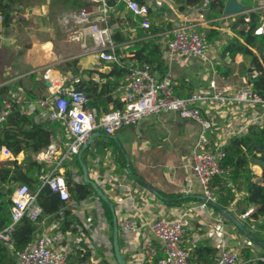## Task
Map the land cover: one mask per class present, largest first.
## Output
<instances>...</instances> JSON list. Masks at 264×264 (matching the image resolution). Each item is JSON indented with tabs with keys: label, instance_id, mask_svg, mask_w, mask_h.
<instances>
[{
	"label": "crops",
	"instance_id": "1",
	"mask_svg": "<svg viewBox=\"0 0 264 264\" xmlns=\"http://www.w3.org/2000/svg\"><path fill=\"white\" fill-rule=\"evenodd\" d=\"M51 1L33 0L30 2L32 8L29 7L31 12L21 15L26 20V27L29 29L27 35L30 39L26 42L29 45L28 48H25L23 37H21V31L26 29L22 27L23 23L18 21L21 17L15 15L11 28L5 29L4 32L0 30V54L4 55V60H6L0 59V63H8L3 66L5 72L2 74V79L6 80L4 83H8L16 90L17 88L22 89L19 86V82H22L27 88L31 87L34 92H38L36 87H39V82H42L45 90L38 97L46 96L49 84L47 85L48 82L46 83L43 75L49 71L51 79L74 77L80 80L82 87L86 82L93 83L97 92H105L106 97L110 96L112 100H119L123 95V78L115 80L114 77L108 76L113 66L112 63L102 61L94 54L84 55L78 43L67 41L58 23V16L73 8L58 6L52 9ZM213 1L218 0H202L197 6L187 7L180 12L178 11L179 6L172 0H165L162 6H156L154 0H144L150 8L148 14L150 29L143 30L140 28L141 18L134 17L126 9L125 4L115 0L114 4H110L115 10L110 15V24L114 27V31L129 36L125 42L116 41L121 45L119 53L124 58V62L129 64L139 61L132 59L130 49L134 44L137 42L152 43L158 48L163 68L169 69L172 73L175 83L174 90L178 97H186L198 90L213 93L214 91L209 88L211 81L216 82L219 91L225 86L229 87V90H234L244 85V81L249 80L250 74L256 71L255 67L242 55L231 57L223 54V47L236 37L232 28L237 17L250 9L256 0H247L250 5L247 9L242 0H236L243 6V11L230 16L223 14L219 18L208 15L210 3ZM221 1H224L226 5L225 3L229 0ZM120 4H123L124 10H117ZM185 24L205 37L209 32L213 33L209 39L206 37V59H187L169 63L161 56V45L157 43L159 40L148 36L158 34V32L162 33V31H171ZM0 28H3L1 21ZM243 28L240 25L236 27V30ZM132 40H135L132 45H125L128 42L131 43ZM254 53L259 57L256 51ZM244 63H246L245 66ZM27 67L30 69L27 70ZM153 72L159 77L163 76L160 74L161 71ZM24 104H26V99L20 107ZM108 107L109 111L114 109L111 104ZM92 109L98 116L104 113H99L96 108L92 107ZM256 112L262 113L263 109L246 107L242 114H236L235 106L231 104L221 108L217 104H203L201 114L213 124L209 133L210 146L221 144L224 148L232 138L245 134L248 129L247 124L252 125L249 122ZM34 117L38 121V114ZM50 128L55 130L52 142L69 141L64 127L59 122L51 124ZM199 130L198 123L180 119L174 113L151 115L144 117L136 125L122 127L111 135L99 132L92 144L83 152L82 156H85L84 164L88 168L89 178L97 183L113 203L118 224V242L125 264H139L143 260L139 255L148 244L156 249L158 255L162 256L160 242L149 232L150 224L158 218L174 219L185 211H192V207L201 202L202 189L196 183L193 174L194 145ZM60 150L59 145L56 157ZM36 155L33 157L34 161ZM75 159L77 157L65 161L60 167V174L64 178L67 168L73 182L83 183L81 168L77 169L74 165ZM23 160V153H20L15 160L0 157V165L7 161H17L20 164ZM52 166V163L41 165L45 169H51ZM250 169L254 173L253 181L263 185L261 168L250 164ZM143 185L150 186L154 192L149 191ZM213 188L216 193L217 188ZM233 193L235 199L227 210L237 215L240 212L239 207L242 206L241 200L245 192ZM97 207L101 210V214L95 213ZM234 208L237 209V213ZM213 212L214 216L218 213L215 209ZM100 220L107 222L110 230L109 238L104 239L99 232L100 229L96 227L95 224ZM123 220H133L139 233L123 235L120 227ZM214 224L212 217L200 215V213L190 219L182 243L190 254L188 263L196 247L208 245L216 250L212 263L216 264L219 250L215 243L207 237V232ZM35 225L34 238L37 235L46 234L54 250L66 253V262L110 264V257L114 259L111 222L106 220L98 197L83 201L70 198L68 202H64L57 213L42 214ZM225 229L226 243L239 254L240 249L246 246L244 236L230 223L225 222ZM259 238L264 240L261 234ZM251 247L256 253L264 252L257 246ZM84 257L86 260L81 261ZM114 262L116 264L115 259ZM145 263H150L148 258L143 260L142 264Z\"/></svg>",
	"mask_w": 264,
	"mask_h": 264
},
{
	"label": "built area",
	"instance_id": "2",
	"mask_svg": "<svg viewBox=\"0 0 264 264\" xmlns=\"http://www.w3.org/2000/svg\"><path fill=\"white\" fill-rule=\"evenodd\" d=\"M119 1L125 4L126 9L134 17L141 18V29H150L148 20L150 8L144 0ZM164 1L154 0V3L156 6H162ZM84 3L85 7L62 12L58 16V23L67 41L78 43L84 55H97L102 61L126 70L122 81L123 95L119 99L121 107L98 116L89 106L90 97L84 91L78 90L79 79L62 77L54 80L48 75L49 71H46L43 78L49 84L48 94L34 102L26 100L21 110L25 115H31L38 109L39 120L50 123L59 122L64 127L69 141L62 143L51 141L46 149L37 153L36 162L41 165L50 163L53 165L51 169L41 168L39 176L41 187L48 186L58 195L60 201L68 202L70 194L60 174V167L65 161L76 158L81 147L98 130L105 135H111L122 127L136 125L144 117L162 113H174L180 119L195 121L200 130L194 145L193 174L196 183L202 189L205 201L192 207V211H185L174 219L158 218L150 224L149 232L161 244L162 256L157 264H188L190 254L182 244L183 237L190 219L197 213L212 217L215 223L207 232V237L219 250L216 264H240L239 254L226 243L225 222L227 220L219 212L214 216V208L208 204V202L217 203L212 182L215 178L226 177L229 169L222 167V161L225 158L223 145L210 146L209 133L213 124L202 116L201 106L210 103L217 104L221 108L231 104L235 106L236 114H242L246 107H261L263 112L254 113L249 123L252 125L262 123L264 101L252 91L251 83L257 76V72L253 71L250 79L234 90H229V87L225 86L219 91L216 82L211 81L209 88L214 91L213 93L198 90L186 97H178L175 94V83L169 69L159 77L145 62L133 61L129 64L124 62V58L119 53L121 45L113 38L114 27L110 24V15L115 10L109 0H84ZM245 13H255L259 16L262 21L254 30V34L264 35V0H256ZM0 21H2L1 14ZM245 21L248 22L249 19L246 18ZM148 37L159 40L157 43L161 45V56L169 63L187 59H206V37L194 31L188 24ZM134 42L135 40H132L125 45H132ZM9 95V98L1 100L0 123L5 121L13 105L21 106L25 101V93L21 88L10 91ZM247 126L249 127L248 124ZM59 145L61 150L56 157ZM0 157L17 159V156H14L6 146L0 147ZM36 197L37 193L31 192L26 185L18 183L15 186L10 195L11 223L0 230V244L11 252L14 264H77L66 262V253L54 250L46 234L37 235L22 250L15 251L12 234L16 225L22 219L36 224L43 214ZM234 211L238 212L236 208ZM255 212V207H249L235 216L243 225L246 224L249 227L251 233H260L264 238V231H259L256 221L251 219ZM120 227L125 236L139 233L133 220H123ZM247 243H245L246 246H255L249 240ZM157 253L156 249L148 244L139 256L143 260L148 258V262H151L157 257ZM143 260L139 264H142ZM258 260L264 261V257Z\"/></svg>",
	"mask_w": 264,
	"mask_h": 264
},
{
	"label": "trees",
	"instance_id": "3",
	"mask_svg": "<svg viewBox=\"0 0 264 264\" xmlns=\"http://www.w3.org/2000/svg\"><path fill=\"white\" fill-rule=\"evenodd\" d=\"M31 1L33 0H0L1 26L6 30L11 28L16 13H20L21 7L25 8ZM172 1L179 6L178 11L183 12L187 7L192 8L197 6L202 0ZM109 2L110 4H114L115 0H109ZM242 3L246 9L250 7L247 0H242ZM58 6L70 7L75 10L85 7L86 4L84 0L51 1L52 9ZM209 7V17L219 18L223 15L224 1H213ZM117 10H124L123 4H120ZM246 18L249 19L248 22L245 21ZM261 21L255 13L240 14L232 28L236 37L232 38L223 47V54L231 57L239 54L246 57V60H249L257 72V76L251 82L252 91L264 101V35L254 34V30L260 26ZM240 25L244 28L236 30V27ZM151 30L154 31L152 27ZM21 34L23 35L24 31H21ZM212 35V32L206 34L207 39ZM128 37V35L122 34L119 31H114L113 34V38L117 42H125L128 40ZM28 46L26 44L25 48H28ZM130 51L133 60L136 59L147 63L152 71H161L160 74L163 75L167 72L162 66L158 48L152 43L143 44L137 42ZM254 51L259 54V57L256 56ZM0 59L4 60L1 54ZM112 65L108 76L114 77L115 80L122 79L126 70L115 64ZM245 65L246 63H244ZM4 72L3 70L0 71V110L1 100L9 98V92L14 90L11 85L4 83L6 81L2 79ZM19 86L22 87L25 99L29 102L37 100L39 98L38 95L45 90L42 82H39V87L35 86L38 92H34L31 87L27 88L22 82H19ZM77 88L84 91L90 97L89 106L96 108L99 113L109 111V104L113 105L114 109L121 106L119 100H112L110 96L106 97L104 95L105 92H97L93 83L86 82L84 83V87L79 83ZM35 114H38V112L35 111L31 115H25L19 105H13L5 121L0 123V147L6 146L14 156H18L20 153L24 154V160L20 164L17 161H7L0 165V230L11 223L10 208L12 203L10 195L18 183L26 185L31 192L37 193L36 199L42 209L43 215L57 213L64 204V202L59 200L58 195L53 193L48 186L41 187L39 176L42 167L34 161L33 157L49 146L55 130L50 128V125L53 123L49 121H41L39 119L36 121ZM99 132L101 133L100 130L97 131V133ZM223 151L225 158L222 161V167L229 169V174L224 178H215L212 182L213 187L217 188V192L215 193L217 198L216 204L223 209H227L235 199L233 192H245L244 198L241 200L243 207L241 212L246 211L249 207H255L256 212L252 215L251 219L252 221H256L259 231H264V121L260 124L250 125L245 134L232 138L224 146ZM81 159L85 163L84 155ZM250 164L258 165L261 168L263 185H259L253 181L254 173L250 169ZM74 165L77 169L80 168L77 159H75ZM64 180L71 199L83 201L88 198H97L90 185L73 182L71 173L67 168L64 172ZM100 203L106 220L111 222L112 213L105 203L101 200ZM226 222L229 223L228 221ZM244 227L250 230L246 224H244ZM35 231L36 225L34 223L27 219H22L16 225L12 234V243L15 251L22 250L31 242ZM253 234L258 238L260 237V233ZM215 254L216 250L214 247L208 245L196 247L191 254L188 264H212ZM239 254L242 258V263L240 264H264V261L258 260V258L264 257V252L256 253L250 246L242 247ZM160 257V255H157L150 263L145 264H157ZM84 260H86L85 257L81 261ZM103 263H106V261H103ZM0 264H14L11 252L2 244H0Z\"/></svg>",
	"mask_w": 264,
	"mask_h": 264
},
{
	"label": "water",
	"instance_id": "4",
	"mask_svg": "<svg viewBox=\"0 0 264 264\" xmlns=\"http://www.w3.org/2000/svg\"><path fill=\"white\" fill-rule=\"evenodd\" d=\"M224 9H223V14L230 16L237 14L238 12L243 11V6L239 4L236 0H229L227 3H225ZM47 83V82H46ZM48 85V83H47ZM99 134L94 132L90 138L86 141V143L81 147L79 153L77 154V161L79 162L80 168H81V173H82V181L84 184H88L92 187L94 193L100 199L103 203L107 205L109 208L110 212L112 213V221H111V243H112V250H113V255L114 259L116 261V264H125L123 257L121 255L120 251V246L118 242L119 238V232H118V224H117V217L114 214V206L113 203L109 200V198L103 193V191L98 187L97 183L92 181L89 178L88 174V168L86 164L82 161L81 157L83 152L92 144L94 138H96ZM145 188H147L149 191L154 192V190L148 186V185H143ZM201 201H205L204 197L200 198ZM210 206L215 208L219 213H221L224 218L232 224L245 238L249 239L252 243H254L255 246L259 247L260 249L264 250V241L258 237H256L253 233H251L244 225L237 219L235 215H233L230 211L227 209H223L219 207L216 203L208 202Z\"/></svg>",
	"mask_w": 264,
	"mask_h": 264
},
{
	"label": "rangeland",
	"instance_id": "5",
	"mask_svg": "<svg viewBox=\"0 0 264 264\" xmlns=\"http://www.w3.org/2000/svg\"><path fill=\"white\" fill-rule=\"evenodd\" d=\"M255 2V1H254ZM29 7L30 8H32V6H31V4H29V5H27V6H25V8H22L21 7V12L19 13H16V16L17 17H21L18 21H20V22H22L23 24H22V27H26V20H24L23 18H22V14H24L25 12H31V9H29ZM62 8H64V7H62ZM30 10V11H29ZM29 18H30V15H29ZM16 22H17V19H16V21H15V24H16ZM119 22V21H118ZM0 30L2 31V32H4L5 31V29L4 28H0ZM29 32V29H28V27H26V29L24 30V34L21 36V37H23V42H24V45H26L27 43V41L30 39V37L27 35V34H29L28 33ZM3 57L5 58V56L3 55ZM21 59H22V57H21ZM4 65H8V63H5V64H2V63H0V71L1 70H3V66ZM27 70L28 69H30V67H27L26 68ZM49 75V74H48ZM213 186V185H212ZM240 202V201H239ZM243 207L241 206V207H239V209H240V211H241V209H242ZM99 213V214H101V210L99 209V207H97V210L95 209V213ZM103 219V218H102ZM96 222H98V221H96ZM96 225V227H98L99 229H100V234L103 236V238L104 239H106V238H109V235H110V233H109V227H108V224H107V222H105L104 220H100L99 221V223H96L95 224ZM98 234V233H97ZM99 239H100V236L98 237ZM93 239V238H92ZM94 240V239H93ZM245 241V243L246 244H248L247 243V240L245 239L244 240ZM239 263H242V258H241V256H240V261H239ZM110 264H115V262H114V259L113 258H111L110 257Z\"/></svg>",
	"mask_w": 264,
	"mask_h": 264
},
{
	"label": "bare ground",
	"instance_id": "6",
	"mask_svg": "<svg viewBox=\"0 0 264 264\" xmlns=\"http://www.w3.org/2000/svg\"><path fill=\"white\" fill-rule=\"evenodd\" d=\"M49 76H50V73H49Z\"/></svg>",
	"mask_w": 264,
	"mask_h": 264
}]
</instances>
